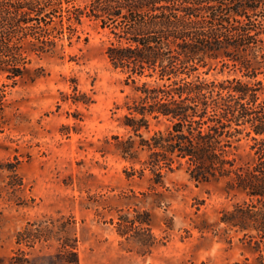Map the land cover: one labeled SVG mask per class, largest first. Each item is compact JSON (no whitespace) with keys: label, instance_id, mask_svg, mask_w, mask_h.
Segmentation results:
<instances>
[{"label":"rangeland","instance_id":"obj_1","mask_svg":"<svg viewBox=\"0 0 264 264\" xmlns=\"http://www.w3.org/2000/svg\"><path fill=\"white\" fill-rule=\"evenodd\" d=\"M79 30L80 41L33 55L40 76L9 86L0 106V264H258L243 232L218 224L244 196H229L223 180L192 179L186 164L160 180L143 163L146 152L125 159L106 143L127 134L121 124L135 85L107 57L109 28L85 18ZM229 63L208 58L195 74L233 77ZM168 125L151 119L144 136ZM250 143L239 144L240 162L249 160ZM15 180L22 185L12 187ZM136 216L150 225L120 235ZM149 233L151 247L142 243Z\"/></svg>","mask_w":264,"mask_h":264},{"label":"trees","instance_id":"obj_2","mask_svg":"<svg viewBox=\"0 0 264 264\" xmlns=\"http://www.w3.org/2000/svg\"><path fill=\"white\" fill-rule=\"evenodd\" d=\"M77 2L0 0V106L8 102L9 86L40 76L33 74V55L80 41L84 19L98 21L114 38L106 51L111 65L135 85L121 124L128 132L106 143L125 159L146 152L143 163L160 180L164 170L186 164L192 179L223 180L229 196H244L232 210L221 211L218 224L243 232L245 248L264 264V0ZM208 58L232 62L236 75L223 80L196 75ZM151 119L169 125L145 137ZM244 139L251 141L249 160L240 162ZM100 152L105 155V148ZM124 222L117 228L122 236L150 225L139 216ZM148 237L145 246L156 244L151 233ZM244 264L255 263L245 257Z\"/></svg>","mask_w":264,"mask_h":264}]
</instances>
